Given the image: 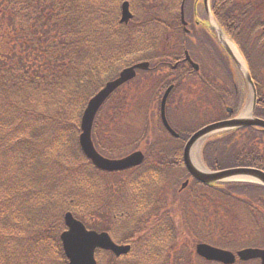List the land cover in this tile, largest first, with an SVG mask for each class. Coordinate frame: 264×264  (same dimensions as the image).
Segmentation results:
<instances>
[{"label": "trees", "instance_id": "trees-1", "mask_svg": "<svg viewBox=\"0 0 264 264\" xmlns=\"http://www.w3.org/2000/svg\"><path fill=\"white\" fill-rule=\"evenodd\" d=\"M184 1L188 16L192 0H168L163 4L139 1L142 16L135 17L119 38L109 30L112 13L108 20L105 15L108 11L103 12L112 0H0V159L5 163L0 178V264H69L60 239L66 211H72L93 229L111 231L110 225H106L108 221L118 223L121 226L118 229H125L119 241L131 242V254L139 252L138 255L133 262L121 263L123 259L101 251L107 257L106 264H137L139 260L143 264L190 262L194 253L183 248L187 242L178 224L188 229L196 226L199 216L205 217L206 200L219 193L222 199L212 200L213 208L217 209L215 217H219L220 206L241 203L243 197H249L251 205L254 201L261 204V208L252 209L256 219L252 221L258 226L256 245L264 246V198L260 197L264 195V186L193 181L189 190L179 194L177 182L171 186L169 200L162 187L148 190L147 186L169 168L186 171L183 143L180 147L162 146L158 162L148 169L145 163L121 172L99 170L79 145L77 122L88 100L105 82L137 62L149 61L152 74L163 60H170L177 35L186 34L181 23ZM171 2L179 8L172 9ZM213 12L246 58L255 57L254 61L260 63L264 48L259 46L257 33L264 39V0H213ZM161 34L166 39L162 48ZM253 36L257 38L254 45ZM117 44L122 53L128 52L122 69L115 63L118 55L110 54ZM104 59L106 68L102 69L104 62L99 61ZM84 60L98 63L84 64ZM254 61L251 66H255ZM73 75L76 90L67 84L68 76ZM158 81L152 80L156 84ZM87 84L88 93L77 91ZM258 91L260 116L264 117V86L258 85ZM115 97L101 110L107 109L112 121L120 108L112 102ZM60 105V114L65 109L76 111L72 115L74 120L53 112L52 107ZM98 121L99 117L94 128ZM261 143L260 160L253 166L264 169L263 139ZM238 144L236 133L208 140L203 150L208 167L216 170L244 165L238 162L240 148L234 151ZM32 151L35 158L27 161L26 156ZM98 175L105 182L103 187L96 180ZM57 182L67 185L59 189ZM127 188L130 197L126 195ZM58 202L64 206L60 219L56 213ZM189 241L193 246L199 241L221 245L204 234Z\"/></svg>", "mask_w": 264, "mask_h": 264}, {"label": "rangeland", "instance_id": "rangeland-1", "mask_svg": "<svg viewBox=\"0 0 264 264\" xmlns=\"http://www.w3.org/2000/svg\"><path fill=\"white\" fill-rule=\"evenodd\" d=\"M124 1H128L130 4V10L133 13L134 18L138 19L139 16H142V10L140 11L138 2L141 0H112V3L110 7L105 6L103 8V12L108 11L106 13V19H108V16L110 13H112V18L109 20L112 24L111 28L109 29L112 34L116 37L121 38L122 32H125L130 28V22L133 21V19H130L128 22H123L122 21V3ZM159 2L160 4L166 3L168 0H154ZM171 1V0H170ZM171 8L175 9L176 7L179 8L178 6H175V3H172ZM197 15L198 18L202 21L204 20L205 25L207 23L205 20H208L210 22V17L208 15V10H200L197 9ZM211 20L216 28L217 33L219 34L220 38L222 37L220 34V31L217 29V24L211 17ZM130 23V24H129ZM211 24V22H210ZM212 25V24H211ZM219 28V27H218ZM158 33H161L160 27H157ZM137 31V29H136ZM228 35L226 32L225 35ZM222 35H224L222 33ZM224 35V42L227 44H230L229 40L227 37ZM162 36V34H161ZM123 37L126 38V35H123ZM257 38H260V43L259 46L264 48V39H261V33H257ZM257 38L253 36L252 38V44L254 45L255 42L257 41ZM166 39L162 36L160 37V42L159 46L162 48L164 47V41ZM110 44V43H109ZM202 52L201 55H203V49L197 48ZM112 52L110 51V54L118 55L117 57L115 56V59L117 58V62L115 63L119 66L120 69H122L123 65L126 63L127 60H125V57H127V53H122L123 49L120 47V45H114L111 48ZM121 51L120 54H118ZM95 58V57H93ZM96 59V58H95ZM263 60V63L261 61ZM260 59V64L257 67L256 73L258 76V79L262 86H264V80L262 79V76L264 77V58L261 56ZM106 59L100 60L99 62H104V65L102 69L106 68ZM213 63H215L217 68L219 69V72L222 71V66L220 67V64L218 63V60L214 58ZM88 63H98V60H93V61H87L84 60V64ZM209 63V61H208ZM77 66H79L77 64ZM243 68V66H242ZM244 69V68H243ZM99 71L97 70V73ZM167 72V70H166ZM171 74V73H170ZM220 74V73H219ZM156 75L155 73L150 74V72H143L140 74L139 78L131 80L129 85L125 86L123 89H118L116 91V97L113 99V103H116L119 105V110L117 112V115L115 116V120L112 121V115L108 113V110H104L101 112L97 118L99 117V121L97 123V127L94 128L93 130V140L95 141L97 149L103 153V154H113V157L120 156V153L125 152L128 153L129 151L136 150L138 148H145L149 149V154L147 155V160H146V166L145 168L148 169L149 167L153 166L158 162V156L160 153V149L162 146H166L165 144L172 146V147H180L182 140H173L172 138L168 137L165 130H163V126L160 122V115H159V109H160V100H159V91L155 90L159 88L157 84H161V81L159 80L158 83L154 86L155 83L152 82L153 77ZM221 75V74H220ZM151 76V77H150ZM239 74L235 75V81L240 83L239 80ZM238 77V78H237ZM241 77V76H240ZM151 78V80H150ZM155 79H158V76L155 77ZM229 85H231L230 89L231 91H234L233 89V84L232 80L229 79ZM108 82V81H107ZM107 82H105L100 88H102ZM151 84L149 85V83ZM100 83L99 79L96 80V85ZM67 84L70 86L72 89H75V79L74 75L73 76H68L67 79ZM86 84V83H85ZM88 84L85 85L82 89H79L77 91L81 93H88L90 90H88ZM241 88V85H240ZM245 89V87H243ZM186 92L188 95H186ZM196 92V91H194ZM193 91L189 92L188 89L186 90H180L178 93L180 94L181 98H186L188 100V103L186 107L184 106H179L177 113L176 114H169V120L171 124L177 130H181L184 133L191 132L196 128V123L193 118L190 116V109L188 108L190 101H193ZM178 93L175 94L176 98H179ZM245 96L247 97L246 102L244 101L241 109L246 106V104H250V97H251V91H248V94L245 92ZM161 97V96H160ZM90 100V99H89ZM88 100V102H89ZM87 102V104H88ZM239 103V102H238ZM86 104V106H87ZM229 104L231 105H237L236 101L234 99H229ZM238 106V105H237ZM236 106V107H237ZM60 106L52 107L53 112L60 114ZM86 108V107H85ZM118 108V107H117ZM76 112V111H75ZM71 109H65L64 114H60L64 119L68 120H74L72 118V115L75 114ZM107 113L109 114V118H107ZM83 114V113H82ZM82 116V115H81ZM81 119V117H80ZM213 119L208 120L206 118V121H211ZM203 119V123H204ZM79 123L78 125L80 126V121L77 122ZM75 132V129H74ZM147 132V135H146ZM80 133V130L78 131V134ZM169 135V134H168ZM264 135V134H263ZM146 136V137H145ZM202 141L199 143L201 144ZM198 144V145H199ZM203 145V144H202ZM161 146V147H158ZM168 147V146H167ZM41 148V147H39ZM202 149V146H201ZM201 149H199L201 151ZM43 152V151H42ZM35 152L32 151V153L27 154L26 160L27 161H32L35 156ZM112 157V156H110ZM198 157H200L201 161V154L199 152ZM199 159V158H198ZM82 160V159H81ZM81 163V161L79 162ZM4 161L1 158L0 159V178H2L3 170H4ZM14 165V164H13ZM69 168V167H67ZM90 167H88L89 169ZM164 169V168H163ZM172 173V172H171ZM186 173L184 170H175L173 171L172 174L167 173L163 174L164 179H156L152 182V180L148 183L147 189L149 190L153 186H160L163 188V192L165 194H168L167 198L171 200L172 196V188L171 186L174 183L179 182L180 180V185L181 182H183L185 179ZM72 177H76L77 175L72 174ZM100 179V180H98ZM53 182H55L53 179H50ZM49 180V182H50ZM98 182H102V187L104 185V180H101V176H97L96 179ZM60 188H63L65 185H67L64 182H57L56 183ZM102 189V188H101ZM126 191V195L129 196V192ZM189 190V188L187 189ZM259 195V194H258ZM44 196V195H43ZM216 197V198H215ZM215 197L212 198V200L218 201L222 199L221 194H215ZM261 198H264V195H260ZM212 200H206V205L204 206V210L207 211L205 213V217L199 216L197 219V225L190 227V229L186 228L182 223L178 224V227L180 228V232L183 233V238L187 242V246L189 248L192 247V244L189 240H193L194 237L201 234H204L207 238L213 239L216 243L220 244H232L233 246H224V247H229L232 250H236L234 247H248L251 244H257L256 241L258 242V237H257V231H258V226L253 223L256 219L254 218V214L252 213L253 216V221L251 216L247 213L246 209H250L249 206L244 205L242 202L248 201L247 198L242 199L241 203L238 202H231L229 205L226 206H220L218 208V214L219 217L214 216V212L217 211L213 208ZM244 200V201H243ZM246 204L251 205L248 202H244ZM253 207L254 208H261V204L254 201L253 202ZM58 209L56 211L58 217L62 216V211H63V203L58 202ZM121 209V208H119ZM249 211V210H248ZM65 213V212H64ZM60 219V218H59ZM86 220H88L86 218ZM61 221V220H60ZM259 224V223H258ZM260 225V224H259ZM119 224H113L111 226V234L114 239H119L122 234L125 232L124 230L118 229ZM261 227V225L259 226ZM264 236V234H262ZM195 246V245H194ZM222 247V246H221ZM139 252H134L132 253L127 260L129 262H133L134 257L138 255ZM136 258V257H135ZM100 259V264H106L107 263V257L102 253L99 255ZM124 260V259H123ZM141 260L138 261L137 264H140ZM251 263L257 264V262L252 261ZM148 264V263H147ZM192 264H205L203 261L199 260L198 258H193ZM250 264V263H249Z\"/></svg>", "mask_w": 264, "mask_h": 264}, {"label": "flooded vegetation", "instance_id": "flooded-vegetation-1", "mask_svg": "<svg viewBox=\"0 0 264 264\" xmlns=\"http://www.w3.org/2000/svg\"><path fill=\"white\" fill-rule=\"evenodd\" d=\"M207 6H211L213 9V0H192V2L189 3V18L187 19L186 26L183 25L182 28V31L186 32V34L177 35L174 41V51L170 53V60H163L156 75L153 77L155 78L158 76V79L161 81V84H157L160 87L155 90V92L160 90V107L164 93L168 87H172L166 103V115L168 120L169 114H176L179 106H187L186 103H188V100L186 98H181L178 92L186 89H188L189 92L196 91L193 94V101H190L188 106L190 109V116L198 123L196 128L191 132L197 130L202 124L204 126V123L207 122L206 118L208 120H230L234 118L237 114L235 107L242 102L244 91V69L239 59L232 52L230 46L220 40L216 30L212 27L210 22L205 20L207 23V25H205L204 20L201 21L198 18L197 9L206 11ZM184 39L185 45L182 46ZM197 48L203 49V55H201L202 52ZM214 58L218 60L220 67L222 66L223 72H219L220 68H217L215 63H213L212 60ZM248 64V69L252 74L257 88L259 80L255 77L256 67L251 66L250 58H248ZM149 70L145 72H150ZM140 74L141 73L138 72L135 79L139 78ZM236 74H239L240 83L235 81ZM229 79L232 80L234 91L230 89L231 85H229ZM150 84L151 82L149 85ZM155 85L156 83L154 86ZM176 93H178L179 98L175 97ZM186 95H188L187 92ZM229 99H234L237 105L229 104ZM258 104L256 117H261ZM159 115L163 128L167 133L173 136L172 133L166 129L162 121L160 109ZM203 119L205 121L204 123ZM169 123L171 124L170 121ZM175 129L177 130V128ZM177 131L179 135L174 136L176 140H179L182 138V132L179 130ZM233 133H236L241 140L239 151L240 158L238 162L244 165L240 166L257 164L260 160L259 153L261 151L260 127H240V129ZM172 151L175 152L176 148H173ZM172 169L174 170L175 168L172 167ZM157 179L159 178L157 177ZM256 260L261 262L260 259Z\"/></svg>", "mask_w": 264, "mask_h": 264}, {"label": "water", "instance_id": "water-1", "mask_svg": "<svg viewBox=\"0 0 264 264\" xmlns=\"http://www.w3.org/2000/svg\"><path fill=\"white\" fill-rule=\"evenodd\" d=\"M208 1V0H206ZM133 18L128 1L122 4V21L128 22ZM182 19H184V9H182ZM221 30V29H220ZM224 32L221 30V39L224 38ZM150 63L147 61L136 63L132 66L124 68L119 76L109 82L97 93L90 101L81 118V134L79 137L80 145L84 153L91 161L99 168L107 171L123 170L130 167L140 165L145 155L141 150L134 151L122 158H109L102 155L95 147L92 140V130L95 118L104 102L109 96L121 85L132 80L136 74L137 69H148ZM245 76L250 83L252 90L253 105L251 115L247 117H236L230 120H222L204 126L196 131L187 141L184 147V162L188 171L197 180L204 183H213L223 180H231L238 177H246L257 180L258 183L264 185V171L257 168H229L219 171H210L207 169L198 168L192 159V150L194 146L203 138L211 133L221 130L237 128L241 126L259 125L264 127V119L253 118L255 110L257 93L253 80L248 70L245 71ZM172 87H169L162 99V120L166 128L175 136L179 134L170 126L166 117V101ZM187 182L184 183V186ZM65 222L67 230L61 234L63 247L66 256L69 259V264H97L95 252L97 248L110 250L115 255L120 256L127 254L131 250L130 244H117L113 241L110 234L106 231L98 232L96 230L88 229L85 224L77 219L72 212L65 214ZM197 253L213 261L224 262L225 264H232L236 261L237 256L242 260H250L254 258H261L264 264V249L260 248H245L239 250L237 254L232 251L213 246L208 243H199L197 245Z\"/></svg>", "mask_w": 264, "mask_h": 264}, {"label": "bare ground", "instance_id": "bare-ground-1", "mask_svg": "<svg viewBox=\"0 0 264 264\" xmlns=\"http://www.w3.org/2000/svg\"><path fill=\"white\" fill-rule=\"evenodd\" d=\"M234 48V51L237 53L235 47L233 46ZM202 141V140H201ZM199 147H200V144H196L192 150V159L194 161V163L199 166V167H202L203 168V164L202 162L200 161V159H198V154H199Z\"/></svg>", "mask_w": 264, "mask_h": 264}]
</instances>
